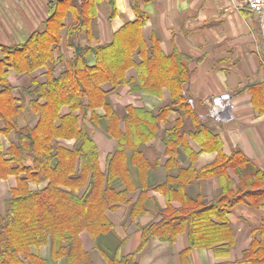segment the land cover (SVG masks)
<instances>
[{
  "label": "crops",
  "instance_id": "0c3cea01",
  "mask_svg": "<svg viewBox=\"0 0 264 264\" xmlns=\"http://www.w3.org/2000/svg\"><path fill=\"white\" fill-rule=\"evenodd\" d=\"M59 1L0 0V83L7 73L18 97L13 124L19 128L39 124L41 114L31 105L36 88L51 73L57 77L68 69L76 46L113 43L119 31L144 17L142 52L133 53L125 80L118 87L103 85L105 104L90 107L86 101L75 111L79 128L98 147L101 170L112 168L111 188L125 196L107 212L111 231L97 237L81 233L94 263L137 252L143 229L159 223L169 209L220 202L229 203L225 216L212 219L228 222L231 244L193 247L187 222L173 243L150 238L137 264H253L246 260L249 253L264 249V14L253 13L240 0H100L90 31L71 37L76 14ZM59 7L65 14L53 60L23 73L4 64L3 48L26 43ZM155 50L168 59L171 74L187 72L181 88L161 75L150 82L153 89L143 84L147 71L141 67ZM88 63L96 64L95 54ZM226 91L233 94L235 108L225 111L219 123L202 118L211 98ZM45 103L40 99L38 105ZM69 114L70 107L63 105L61 117ZM13 142L14 130L0 119V155ZM60 145L74 149L77 138L55 137L53 146ZM47 183L29 185L35 190ZM17 186L16 174L0 175V214ZM38 250L46 259L51 254L50 245Z\"/></svg>",
  "mask_w": 264,
  "mask_h": 264
},
{
  "label": "trees",
  "instance_id": "16d2710c",
  "mask_svg": "<svg viewBox=\"0 0 264 264\" xmlns=\"http://www.w3.org/2000/svg\"><path fill=\"white\" fill-rule=\"evenodd\" d=\"M98 1L82 0L81 4L79 0L59 1L61 7L72 8L76 14L77 21L69 29V36L90 31ZM64 14V8H57L45 28L33 33L26 43L4 47L7 54L4 64L23 73L32 72L53 60L54 50L60 45ZM143 20L144 17L139 15L136 22L116 34L113 43L97 47L76 46L75 57L68 69L57 77L51 73L48 82L36 88V101L33 100L31 105L40 112L41 119L34 129L13 124L16 115L13 105L18 97L7 81V73L2 76L0 119L7 130H14L15 142L0 155V175L16 174L18 186L11 191L12 198L6 212L0 214V264H50L32 253L34 246L48 243L52 245L55 260L63 258L66 264H95L90 252L84 248L81 233L87 230L97 237L111 231L114 225L107 211L116 208L125 196L111 188L112 168L109 166L106 172L101 170L98 147L88 137L85 128H79L75 111L84 108L86 101L90 107L105 104L107 91L103 85L118 87L125 80L127 69L133 65V53L137 49L142 52ZM91 53L96 57L94 66L88 63ZM167 60L155 50L153 58L141 67L147 71V75L141 78L148 89H153L150 82L159 81L158 75L181 88L187 72L181 70L180 74H171L165 67ZM40 99H45L46 103L39 106ZM63 105L70 107L71 114L61 117ZM57 120L61 122L59 126L55 124ZM55 137L77 138V145L74 149L61 145L54 147ZM4 156L7 159L4 160ZM12 163L17 166L11 167ZM30 182L48 183L42 189L32 190ZM228 205L196 203L181 211L169 209L159 223L143 229L137 252L121 259H109L108 264H137V254L150 238L156 236L173 243L187 222L193 247L231 244L233 232L228 222L219 223L212 219L223 218ZM248 259L253 264H264V249L252 251Z\"/></svg>",
  "mask_w": 264,
  "mask_h": 264
},
{
  "label": "built area",
  "instance_id": "2783aa9c",
  "mask_svg": "<svg viewBox=\"0 0 264 264\" xmlns=\"http://www.w3.org/2000/svg\"><path fill=\"white\" fill-rule=\"evenodd\" d=\"M242 5L246 6L250 11L257 15L264 14V0H240ZM190 103L194 101L189 100ZM235 99L231 92H222L214 95L211 98V108L207 114L202 115V118H210L215 122H221L224 120V112L233 110L235 108Z\"/></svg>",
  "mask_w": 264,
  "mask_h": 264
},
{
  "label": "rangeland",
  "instance_id": "374dc122",
  "mask_svg": "<svg viewBox=\"0 0 264 264\" xmlns=\"http://www.w3.org/2000/svg\"><path fill=\"white\" fill-rule=\"evenodd\" d=\"M41 183H38V185H40ZM36 189H42V188H36ZM108 212V211H107ZM48 245H50L51 246V254H49V257H48V259H46V258H44L43 256H41V254H40V252H38L39 250L38 249H40V248H42V247H45V246H48ZM32 253L33 254H35V255H38V256H40L41 258H43V259H45V260H48L49 262H50V264H66V261L62 258H60V259H58V260H55V259H53V257H52V245H51V243H48L47 245H43V246H41V247H36V246H34L33 248H32Z\"/></svg>",
  "mask_w": 264,
  "mask_h": 264
}]
</instances>
